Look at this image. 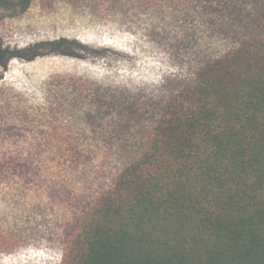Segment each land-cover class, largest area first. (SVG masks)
<instances>
[{
    "label": "rangeland",
    "instance_id": "374dc122",
    "mask_svg": "<svg viewBox=\"0 0 264 264\" xmlns=\"http://www.w3.org/2000/svg\"><path fill=\"white\" fill-rule=\"evenodd\" d=\"M264 0H34L0 22V264H60L82 214Z\"/></svg>",
    "mask_w": 264,
    "mask_h": 264
},
{
    "label": "trees",
    "instance_id": "16d2710c",
    "mask_svg": "<svg viewBox=\"0 0 264 264\" xmlns=\"http://www.w3.org/2000/svg\"><path fill=\"white\" fill-rule=\"evenodd\" d=\"M33 1L0 0V22ZM60 264H264V38L179 90Z\"/></svg>",
    "mask_w": 264,
    "mask_h": 264
}]
</instances>
